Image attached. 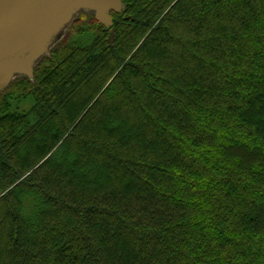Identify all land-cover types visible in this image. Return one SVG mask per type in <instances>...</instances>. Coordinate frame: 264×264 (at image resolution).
Listing matches in <instances>:
<instances>
[{"label":"trees","instance_id":"16d2710c","mask_svg":"<svg viewBox=\"0 0 264 264\" xmlns=\"http://www.w3.org/2000/svg\"><path fill=\"white\" fill-rule=\"evenodd\" d=\"M122 2L0 89V264H264V0Z\"/></svg>","mask_w":264,"mask_h":264},{"label":"water","instance_id":"95a60500","mask_svg":"<svg viewBox=\"0 0 264 264\" xmlns=\"http://www.w3.org/2000/svg\"><path fill=\"white\" fill-rule=\"evenodd\" d=\"M83 7L110 27V11H122V0H0V89L16 73L33 74V63L52 39Z\"/></svg>","mask_w":264,"mask_h":264},{"label":"rangeland","instance_id":"374dc122","mask_svg":"<svg viewBox=\"0 0 264 264\" xmlns=\"http://www.w3.org/2000/svg\"><path fill=\"white\" fill-rule=\"evenodd\" d=\"M84 8L85 7H83L82 9H80V10H84ZM94 13H95V11H94ZM74 18V17H73ZM72 22V20L69 22V23H71ZM68 23V24H69ZM67 24V25H68ZM66 25V26H67ZM74 33H75V30H74V28L71 26V25H69L67 28L65 27V28H63L59 33H57L56 34V36L52 39V41H51V43L49 44V46H48V48L45 50V52L46 51H48L49 50V48H50V46L53 44V43H57V42H59V41H66V42H68L73 36H74ZM76 36V35H75ZM75 39H77V37H75ZM44 52V53H45ZM43 53V54H44ZM19 73V72H18ZM17 74V73H16Z\"/></svg>","mask_w":264,"mask_h":264}]
</instances>
